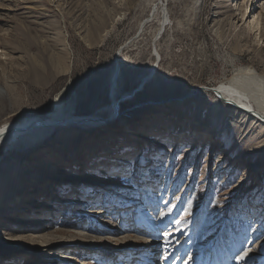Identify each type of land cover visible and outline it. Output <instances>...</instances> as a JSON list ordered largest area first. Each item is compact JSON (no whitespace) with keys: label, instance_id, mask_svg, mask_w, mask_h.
<instances>
[{"label":"rangeland","instance_id":"374dc122","mask_svg":"<svg viewBox=\"0 0 264 264\" xmlns=\"http://www.w3.org/2000/svg\"><path fill=\"white\" fill-rule=\"evenodd\" d=\"M151 1L0 0V127L94 115L115 71L121 105L95 132L1 145L0 264H119L115 250L156 241L164 264V243L202 229L208 262L212 240L228 264L243 238L264 264V125L214 109L212 92L241 67L264 75V0ZM165 211L157 233L139 228Z\"/></svg>","mask_w":264,"mask_h":264},{"label":"bare ground","instance_id":"6f19581e","mask_svg":"<svg viewBox=\"0 0 264 264\" xmlns=\"http://www.w3.org/2000/svg\"><path fill=\"white\" fill-rule=\"evenodd\" d=\"M177 1L178 0H152L151 6H152V9H154L158 7L159 5L158 3L163 4L165 6V4L168 5L169 3H175ZM179 2H181V0H179ZM166 14L167 15L169 14L168 8L166 10ZM167 17L168 16L165 17V22L167 20ZM217 17L219 18L220 15H218ZM165 25H166L165 23L162 24V26H165ZM262 36H264V34ZM118 75L119 73H116L115 71L110 80V87H109L110 94L109 95H110L111 103L107 107L98 110L96 114L91 115L89 117H79V118L72 117V118H67L66 120H61L59 118L42 119L40 117H30V118H26L19 122L6 123L0 127V148L5 145L6 146L7 145L18 146L20 144H23L24 146H28L31 149L33 147H37L41 144H44L42 142L46 140L47 138L46 135L51 134V133H61L68 129L69 130L76 129V130H80L83 134L84 133L88 134L89 131L95 132L99 130V128L92 127V126L107 122L112 116L114 117V115L118 114L119 111H121L120 102H118L116 98L117 97L116 83L118 82V78H119ZM153 77H154V69L151 71L150 76L148 78H145V80L143 81V86H145V84L149 82L150 79H153ZM196 89L197 87L195 88V90ZM195 90L193 89L188 96L185 95L181 99L184 100V99H189L190 97H193ZM212 92L216 96L214 109H219V108L226 106V107H229L228 109H230V111L234 113V117L243 119V121L245 119L249 121V118H252L253 120L258 121V123L260 122L261 124L264 125V75L257 72L254 67L246 66V67L235 69L232 76L225 83H222L221 86L217 87L216 89H213ZM5 94H6V91L0 87V97L5 96ZM233 125H234V122L232 121L228 123L229 127H232ZM221 137H225V135L220 133L218 135V138H221ZM214 138L217 139V136H214ZM199 143L205 144L207 143V141L206 139H204L200 141ZM241 156L243 158H248L252 156V154L244 153ZM138 161L142 163L143 157L140 158ZM59 171H54V174L58 175V177H55L56 179L60 178V176L64 172V170H59ZM216 173H219L217 169H215V174ZM160 201L157 200V202L159 203ZM153 204L154 206L156 205L155 202H153L152 205ZM121 216L122 218H126L125 214L123 213L121 214ZM165 217L167 218L166 211L165 213L161 214V218L158 219L156 222H154L152 219L146 220L148 219V217L145 220L142 219L141 224L139 223L140 224L139 228H142V225H146V227L143 228L145 232L146 231L149 232V230H151L152 232L157 233V230L155 228L163 225L161 223V219ZM113 226L115 227L116 230L119 229L117 227V224ZM43 229H44L43 227L34 228L36 232L34 234H41ZM174 229L178 230V226H171L169 228L170 231ZM199 231L200 232L197 236L198 240L197 239H196L197 241L194 240L195 243L192 246H189L188 244L189 239H192L193 237L191 235L190 230L187 232L186 235H184L185 237L183 238L182 241L178 242L177 240H175L173 243H164V246H165L164 256H166L164 260V264L172 263L169 260V258L171 257V253L169 254V251L170 249H172V247H174L173 246L174 244H175V247L177 248L175 250L176 252L173 257L177 258V260L176 262L174 261L175 263H172V264H226L222 261L223 253L221 252L222 254L220 253L219 255L215 253V248L219 246V242L216 239L212 240L211 245L209 247V250L211 253L210 254L211 261L208 262L206 260L205 256L207 255V252L202 253V251L200 250V248L203 245L202 237L205 236L206 230L202 229ZM180 235H183V234L181 233ZM259 235L260 234L258 231L251 230V232L249 233V238L254 241L257 238H259ZM121 236L122 235H117L116 237L118 238H115V237L110 238V236H107V238H110L109 240H120ZM39 238H42V236L35 235L31 239L37 240ZM122 241L120 240L119 242H122ZM156 242H150V244L153 243V245H150L149 243L146 242V244L143 245L145 247H140L139 250H126V249L122 250L121 249V250H115L113 253L117 255L119 264H155L157 261V257L160 254L159 251L161 250V247L157 245ZM242 242H243V238H239V242L231 246L230 252L232 255V259L230 257L231 260L228 262V264H251V259H252L251 255L253 253V250L249 249V246L243 245ZM46 243L47 244L42 243L43 245H38V246L36 245V248L51 247L50 245L52 244L49 241ZM154 245H157V246H154ZM120 248H124V247H120ZM125 253H128L129 256L125 257ZM198 253H201V255L199 254L200 257L195 258L193 262L189 260L191 257H196ZM187 254H189L188 257H186ZM185 257L187 258V260L183 261Z\"/></svg>","mask_w":264,"mask_h":264}]
</instances>
